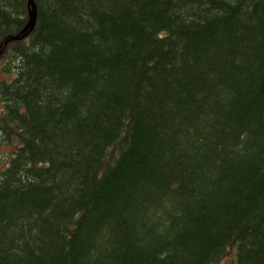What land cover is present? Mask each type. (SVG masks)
Wrapping results in <instances>:
<instances>
[{
  "label": "trees",
  "instance_id": "16d2710c",
  "mask_svg": "<svg viewBox=\"0 0 264 264\" xmlns=\"http://www.w3.org/2000/svg\"><path fill=\"white\" fill-rule=\"evenodd\" d=\"M0 0V264H264V0Z\"/></svg>",
  "mask_w": 264,
  "mask_h": 264
},
{
  "label": "water",
  "instance_id": "95a60500",
  "mask_svg": "<svg viewBox=\"0 0 264 264\" xmlns=\"http://www.w3.org/2000/svg\"><path fill=\"white\" fill-rule=\"evenodd\" d=\"M28 6H29V28H31L34 25L35 19H36V8H35V4L33 0H28ZM23 35H17L14 37H11L9 39H6L4 42L2 43L3 46H5L7 44V41L10 39H18L20 37H22Z\"/></svg>",
  "mask_w": 264,
  "mask_h": 264
},
{
  "label": "rangeland",
  "instance_id": "374dc122",
  "mask_svg": "<svg viewBox=\"0 0 264 264\" xmlns=\"http://www.w3.org/2000/svg\"><path fill=\"white\" fill-rule=\"evenodd\" d=\"M229 251H230L229 254L220 261V264H232V261L236 255V252L234 249H231Z\"/></svg>",
  "mask_w": 264,
  "mask_h": 264
},
{
  "label": "bare ground",
  "instance_id": "6f19581e",
  "mask_svg": "<svg viewBox=\"0 0 264 264\" xmlns=\"http://www.w3.org/2000/svg\"><path fill=\"white\" fill-rule=\"evenodd\" d=\"M14 36H17V35H12V36H8V37H6V38L3 40L2 43H5L4 41H5L6 39H9V38L14 37ZM19 39H20V38H18V39H10V40L7 41V44H8L9 42L16 41V40H19Z\"/></svg>",
  "mask_w": 264,
  "mask_h": 264
}]
</instances>
